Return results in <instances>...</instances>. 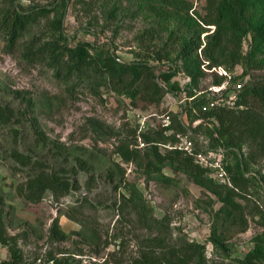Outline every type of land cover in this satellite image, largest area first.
Wrapping results in <instances>:
<instances>
[{
    "label": "rangeland",
    "instance_id": "1",
    "mask_svg": "<svg viewBox=\"0 0 264 264\" xmlns=\"http://www.w3.org/2000/svg\"><path fill=\"white\" fill-rule=\"evenodd\" d=\"M220 1L15 0L14 3L48 7V20L61 18L63 21L62 29L54 30L43 20L23 38L35 35L41 41L69 46L88 41L91 55L109 51L123 62L149 63L156 72L175 68L173 80L179 82V88L172 91L173 96L185 99L181 90L189 79L182 68L181 46L184 40L197 34L201 47L205 45L215 30V11ZM242 2L248 23V31L242 35L243 58L233 67L228 63L220 65L230 73L232 82L244 85L252 74L264 77V40H260L255 30L264 21V0ZM22 51V44L8 51L0 36V100L12 104L17 113L11 123L17 128L16 137L10 124L0 128V192L6 201L7 231L17 234L23 251L22 264H52L48 260L50 255L81 264L103 261L130 264L148 248L147 241L152 238L164 241L162 250L167 246L179 248L186 241L205 243L207 264H241L238 259L256 242L264 244L261 236L264 230L263 151L247 141L231 146L227 137L218 138L221 143L218 145L214 132L217 122L213 118L196 117L185 132H178L191 138L196 148L222 150L231 186L232 176L244 172L247 182L239 190L238 201L244 206L248 224L246 230L237 232L234 227L227 228L221 223V202L184 174L165 166L162 173L176 179V183L167 185L149 178L143 164L124 161L115 151L121 140L130 142L131 146L139 145L141 138L137 135L142 120L141 131L151 132L168 123L162 120L163 114L168 111L171 121L173 112L179 114L184 109L183 104H177L165 92L157 107L143 101L134 106L126 96L107 86H97L89 80L63 81L45 62L25 60ZM195 55L204 58L200 49L193 58ZM205 73L198 80L202 90L217 79L214 74ZM16 90L31 98L33 112L28 110L24 99L14 95ZM194 90L198 89L191 91ZM189 107L191 117L200 113L196 107ZM32 116L47 140L45 148L36 149L35 157L43 159V168L47 167L48 171H60L62 178L76 180V187L64 194L55 196L46 191L35 202L19 195L17 190L24 186L28 169L9 156L14 148L24 152L34 148L37 139L31 125ZM145 145L139 146L140 150ZM160 149L166 148L160 146ZM76 158L85 160L88 170L82 169ZM133 186L147 204L145 219L122 198L128 196ZM54 218L69 234L67 239L57 241L48 237ZM213 229L217 234L224 232L228 251H222L208 240ZM152 250L159 252L160 248L152 247ZM8 257V249L0 244V261ZM257 264H264V258L258 259Z\"/></svg>",
    "mask_w": 264,
    "mask_h": 264
},
{
    "label": "trees",
    "instance_id": "2",
    "mask_svg": "<svg viewBox=\"0 0 264 264\" xmlns=\"http://www.w3.org/2000/svg\"><path fill=\"white\" fill-rule=\"evenodd\" d=\"M15 0H0V36L5 41L8 51L22 44V57L27 61H43L54 71V75L63 81L69 80H89L97 86H107L112 91L122 94L129 99L131 105L136 106L139 101L146 102L147 105L158 106L164 93L175 95L172 91L179 88V82L173 80L177 70L166 68L156 72L155 67L143 61L123 62L114 53L106 51L91 55L88 51L91 43L82 41L75 46H69L56 41H41L37 36L32 35L23 38L33 26L47 21L54 30H60L63 26L61 18L48 20L49 8L45 6H16ZM215 30L208 36L204 46L201 47L199 34L184 40L181 49L182 68L188 76L186 83L187 90L185 97L193 96V89L200 90L198 80L205 76L201 69L202 58L193 54L200 49L207 60L209 66L228 63L230 67L241 61L242 35L248 31V23L244 16L242 0H221L215 11ZM257 36L264 40V21L255 27ZM247 74V72H244ZM214 83H220L223 77H217ZM192 90V91H191ZM16 97L24 99L28 110L33 112L31 98L21 95L18 90L14 91ZM179 98V97H178ZM207 98L204 95L194 97L191 102H186L184 110L189 120L186 125L178 112H173L172 120L167 124L154 129L151 132L139 131L141 141L146 144L144 150L131 146L130 142L120 141L116 145V152L124 161H134L138 165H144L145 174L155 180H159L167 185L176 183V179L166 176L162 169L168 166L175 173L184 174L194 184L213 194L221 202L220 213L221 223L225 227H234L237 232L247 228L248 219L244 206L238 197L240 191L246 186L244 172L232 176L233 186L219 182L211 174L210 170L198 164L193 156L185 154L177 148L164 147V144H174L178 141V132H185L193 119L213 118L217 122L214 128L215 140L221 144L218 138L227 137V142L231 146H238L241 142L247 141L253 147H257L264 152V77L260 74L250 76L238 92L237 99L233 106H218L205 112H200L199 107ZM191 103V105H189ZM196 107L200 112L191 117L190 107ZM188 108V109H187ZM30 111V112H31ZM15 108L8 102L0 100V128L10 124L14 129L16 137L17 128L11 123L14 122ZM31 125L35 135L34 148L29 151H20L14 148L10 151V158L28 169L24 186L17 191L19 195L30 201H38L46 191L58 196L64 194L70 188H75L76 180L62 178L60 171H48L43 168L44 162L41 158H36V149L46 147L47 140L36 118L32 116ZM173 132L167 133L171 130ZM183 135V134H182ZM160 146L166 148L164 151ZM33 149V153L32 150ZM81 164V168L88 170L85 160L76 158ZM76 173V170L71 168ZM142 219H145L147 204L136 187H131L128 196H122ZM5 197L0 192V244L9 251L8 259H2L0 264H22L24 263L23 251L18 243L17 234H9L7 231ZM226 229V228H225ZM264 238V230L261 234ZM48 237L51 240L62 241L69 237L59 225L58 219L54 218L48 228ZM208 240L219 247L222 251H228L224 232L217 234L213 229L208 236ZM147 249L142 250L138 257H135L130 264H207L205 258V243L192 241L183 242L180 247H169L165 250L164 241L152 238L147 241ZM159 247L160 251L152 250ZM264 258V244L256 242L243 257L238 261L241 264H257L258 259ZM52 264H81L80 261H71L67 258H56L50 255L48 258ZM98 264H107L103 261Z\"/></svg>",
    "mask_w": 264,
    "mask_h": 264
},
{
    "label": "built area",
    "instance_id": "3",
    "mask_svg": "<svg viewBox=\"0 0 264 264\" xmlns=\"http://www.w3.org/2000/svg\"><path fill=\"white\" fill-rule=\"evenodd\" d=\"M208 61L202 59L201 69L204 72L212 73L214 76L223 77L220 83H212L205 90H194V95L190 97H185V99H179L174 97L172 94L168 96L173 98L177 104H183L185 107L186 101H191L197 95H204L207 100L201 105L200 112L208 111L212 108L218 106H233L235 103L238 92L242 88L241 82H232V76L227 70L221 65H213L209 66ZM189 79V78H188ZM185 100V101H184ZM184 101V102H183ZM171 105V104H170ZM172 109V108H171ZM179 116L183 119L185 124H188L186 111L180 110ZM163 121L169 122L170 113L167 111L165 114L161 116ZM167 124V123H166ZM144 126V120L141 121L140 131ZM178 141L174 144H164V147L168 148H177L182 150L185 154L193 156L194 160L198 162V164L210 170L211 174L216 178L219 182L225 183L231 186L229 177L226 173L224 164H223V156L222 150L213 151L210 148L202 147L196 148L193 140L191 138H186L184 135L177 134ZM140 139V138H139ZM144 143L139 140V145H135L136 147L143 146Z\"/></svg>",
    "mask_w": 264,
    "mask_h": 264
}]
</instances>
